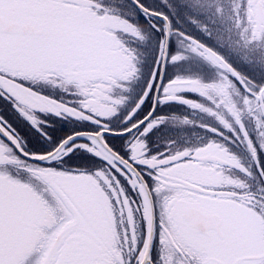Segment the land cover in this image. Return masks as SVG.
I'll use <instances>...</instances> for the list:
<instances>
[{"label": "snow or ice", "instance_id": "obj_1", "mask_svg": "<svg viewBox=\"0 0 264 264\" xmlns=\"http://www.w3.org/2000/svg\"><path fill=\"white\" fill-rule=\"evenodd\" d=\"M116 2L0 0V264H264V0Z\"/></svg>", "mask_w": 264, "mask_h": 264}, {"label": "trees", "instance_id": "obj_2", "mask_svg": "<svg viewBox=\"0 0 264 264\" xmlns=\"http://www.w3.org/2000/svg\"><path fill=\"white\" fill-rule=\"evenodd\" d=\"M125 2L127 3V6H125L123 8L120 7V5L118 6V8L122 11V13H125V12H127L126 10H129L130 11L129 13L133 14V15L129 16V19H134L135 21H138V22H146V21H143L142 14L136 9V7L129 0H125ZM123 10H125V11H123ZM173 111L174 112H182L183 106H175V107L170 108L168 105H164V106H162L161 114H167L168 112H173ZM69 123H70L69 121H64V123L61 127L63 129H66L68 127ZM184 131H188V128H182V129L175 128L173 130L167 129L168 133L177 134V135H179L180 132H184Z\"/></svg>", "mask_w": 264, "mask_h": 264}, {"label": "rangeland", "instance_id": "obj_3", "mask_svg": "<svg viewBox=\"0 0 264 264\" xmlns=\"http://www.w3.org/2000/svg\"><path fill=\"white\" fill-rule=\"evenodd\" d=\"M120 5V7H125V6H127V3L125 2V0H123V2L121 3L120 2V0H117V2H116V4H115V7H117L118 8V6ZM130 7V6H129ZM131 9V8H130ZM123 11H125V10H123ZM127 11V13H129L130 11L129 10H126ZM122 12V11H121ZM175 40H173V43H174V45H175V42H174ZM175 47V46H174ZM188 64H190V65H192L194 68L197 66V65H199L200 64V62L199 61H196L195 59L194 60H191V61H188L187 62ZM205 71H207V69H205ZM178 129H182V128H179V127H177ZM169 130H173V129H175V128H171V127H169L168 128ZM199 131V129H193V128H188V131H184V132H180L179 133V135L180 134H186L187 136H189V137H192V135H193V133L194 132H198ZM239 151H240V153H241V155H243L244 153H243V149H239Z\"/></svg>", "mask_w": 264, "mask_h": 264}, {"label": "flooded vegetation", "instance_id": "obj_4", "mask_svg": "<svg viewBox=\"0 0 264 264\" xmlns=\"http://www.w3.org/2000/svg\"><path fill=\"white\" fill-rule=\"evenodd\" d=\"M177 27H180L181 25H176ZM173 48H175L174 46H173Z\"/></svg>", "mask_w": 264, "mask_h": 264}, {"label": "water", "instance_id": "obj_5", "mask_svg": "<svg viewBox=\"0 0 264 264\" xmlns=\"http://www.w3.org/2000/svg\"><path fill=\"white\" fill-rule=\"evenodd\" d=\"M132 3V0H129ZM135 6V5H134Z\"/></svg>", "mask_w": 264, "mask_h": 264}, {"label": "bare ground", "instance_id": "obj_6", "mask_svg": "<svg viewBox=\"0 0 264 264\" xmlns=\"http://www.w3.org/2000/svg\"><path fill=\"white\" fill-rule=\"evenodd\" d=\"M183 30V29H182Z\"/></svg>", "mask_w": 264, "mask_h": 264}]
</instances>
